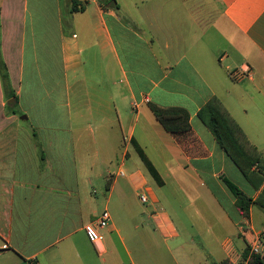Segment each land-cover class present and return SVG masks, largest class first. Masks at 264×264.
<instances>
[{
	"label": "crops",
	"instance_id": "0c3cea01",
	"mask_svg": "<svg viewBox=\"0 0 264 264\" xmlns=\"http://www.w3.org/2000/svg\"><path fill=\"white\" fill-rule=\"evenodd\" d=\"M212 1L221 11H203V0H89L83 12L72 0H0L15 94L6 99L0 76V264H96L106 237L94 244L85 227L100 217L104 183V211L115 191L122 206L128 192L147 197L133 232L172 244L173 264H248L255 245L264 253V210L253 204L244 217L228 182L253 201L264 185L198 116L219 98L264 159V0ZM151 103L186 110L191 129L167 132ZM103 231L123 242L113 219Z\"/></svg>",
	"mask_w": 264,
	"mask_h": 264
},
{
	"label": "trees",
	"instance_id": "16d2710c",
	"mask_svg": "<svg viewBox=\"0 0 264 264\" xmlns=\"http://www.w3.org/2000/svg\"><path fill=\"white\" fill-rule=\"evenodd\" d=\"M114 2L116 3V0H100V3L104 6H108ZM73 4V12H83L85 10V6L82 3L74 0ZM0 76L6 99L9 101L15 98V94L11 88L8 70L1 55V36ZM16 105L9 104L7 107L11 111ZM149 106L167 132L179 134L186 133L191 129L190 114L186 110L181 108H162L152 103ZM198 116L209 127L219 145L234 161L244 176L259 190L264 185V159L257 148L249 141L243 129L235 121L222 101L217 97H213L200 110ZM135 148L150 175L159 185H162L163 181L159 172L151 163L143 149L137 143H135ZM228 186L237 198V207L244 217H249L253 204L264 210V188L256 201H253L232 183L228 182ZM244 259L248 264H264V253H252L251 248H247Z\"/></svg>",
	"mask_w": 264,
	"mask_h": 264
},
{
	"label": "rangeland",
	"instance_id": "374dc122",
	"mask_svg": "<svg viewBox=\"0 0 264 264\" xmlns=\"http://www.w3.org/2000/svg\"><path fill=\"white\" fill-rule=\"evenodd\" d=\"M73 1L74 0H72V2ZM77 2H80L83 5L88 3L82 0H77ZM221 9L222 6L220 3L213 2L212 0H203V11L218 12L221 11ZM261 122L264 126V116H261ZM21 123L25 126L28 125V122L21 121ZM114 143V148L118 149V142ZM84 149L86 148L84 146H81V152H87V149ZM121 149L123 151L122 147ZM261 149H264V145L261 146ZM140 162L141 161H139L138 163ZM124 183L125 178L121 177L118 184L122 185ZM96 189L97 191H99V194H97V200L99 199V201H97L96 208L98 215L101 216L104 211L103 201L101 200L106 192V183H104L102 187L100 186V184H96ZM125 198H127V203L122 206V204L120 203L119 194L117 191H115L113 193L111 203L107 209L116 226L123 230L121 235L124 238L123 242H121L117 234L114 233L112 235H109L106 231L102 230L101 232L105 234L106 237V246L108 248V253L103 254L100 259L97 257L96 264H173L172 257L169 255L168 251L170 246L173 247L172 244H163L162 241H160L158 238L152 239L151 241L150 238L145 235V233L136 234L133 232L134 225L135 222H137L136 219L139 213L144 209V206L147 205H142L143 203H139L134 194L130 192L126 194ZM200 228L203 229L202 227ZM197 245H199L200 248L203 246L201 244ZM189 249L194 257L200 256V250L198 248L189 247ZM201 252H203L202 248ZM198 259L201 260V258ZM195 260L197 259H194V261Z\"/></svg>",
	"mask_w": 264,
	"mask_h": 264
},
{
	"label": "built area",
	"instance_id": "2783aa9c",
	"mask_svg": "<svg viewBox=\"0 0 264 264\" xmlns=\"http://www.w3.org/2000/svg\"><path fill=\"white\" fill-rule=\"evenodd\" d=\"M84 2H88L89 0H82ZM125 174L122 172L120 176H124ZM140 200L143 204H147V197L142 195ZM111 216L110 213L106 210L102 213V215L96 221V224L91 223L86 225L85 232L89 240L94 244H101L105 241V235L101 232L102 230L107 229L111 224ZM252 253L260 254V246L255 245L252 248Z\"/></svg>",
	"mask_w": 264,
	"mask_h": 264
},
{
	"label": "water",
	"instance_id": "95a60500",
	"mask_svg": "<svg viewBox=\"0 0 264 264\" xmlns=\"http://www.w3.org/2000/svg\"><path fill=\"white\" fill-rule=\"evenodd\" d=\"M11 102H14V100H11ZM22 119H25V117H24V118H22Z\"/></svg>",
	"mask_w": 264,
	"mask_h": 264
}]
</instances>
